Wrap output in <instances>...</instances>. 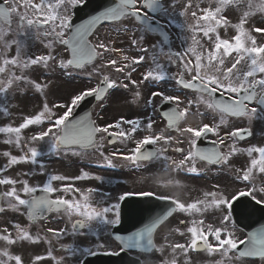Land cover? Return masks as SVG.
<instances>
[{"label":"flooded vegetation","instance_id":"flooded-vegetation-1","mask_svg":"<svg viewBox=\"0 0 264 264\" xmlns=\"http://www.w3.org/2000/svg\"><path fill=\"white\" fill-rule=\"evenodd\" d=\"M16 10L11 15L12 26L6 29L31 42L45 35L44 28H35ZM175 53L163 56L153 67L152 89L145 104H134L139 99L135 92L130 93V73H121L128 75L122 78L127 88L115 97V83L102 78L109 81L111 89L92 108L97 128L94 148H61L56 139L50 150L41 145L42 140L38 151L25 145L24 166L19 179L14 178L22 190L20 194L4 193L2 204L21 210L22 235L41 240L54 257L51 264H82L96 252L118 253L121 247L113 230L122 222L129 223L120 229L123 236H138L140 225L148 230L147 222L156 215L151 200L128 206L125 201L129 196L167 200V220L155 230L154 238L166 240V253L172 246L170 240L179 241L174 250L185 253L183 264L189 251L205 256L207 264L211 258L214 264H236V244L249 235L264 237V213L256 206L264 205V109L257 103L262 84L255 85L254 102L244 105L247 110L243 115L226 114L214 107L208 96L178 85L181 74L191 80L187 78L190 68ZM213 69L197 79L234 99L239 90L249 95L254 84L246 68L234 73ZM130 94L132 99H125V105L107 102ZM164 101L173 104H167V122L160 114ZM0 133L14 140L19 135L10 126L2 127ZM51 151L60 153L67 167L41 168L50 164L48 159L59 160L60 155ZM74 153L85 163H77ZM37 157L48 161L39 162ZM4 184L8 187L9 181ZM36 189H42V205L49 200L60 203L44 207L42 217L32 224L27 203ZM251 222L254 227L248 225ZM248 264H264V259H249Z\"/></svg>","mask_w":264,"mask_h":264},{"label":"rangeland","instance_id":"rangeland-1","mask_svg":"<svg viewBox=\"0 0 264 264\" xmlns=\"http://www.w3.org/2000/svg\"><path fill=\"white\" fill-rule=\"evenodd\" d=\"M77 1L80 0H8L12 7L23 11L29 18L47 22L51 28L48 29V33L59 32L63 37L67 35L65 27L71 18V7ZM166 3L168 10L161 16V20L163 23L166 21L164 24L171 34L172 43L176 45L175 49L181 55L182 52H186L184 56H188V60L193 57L190 50H194L193 55L198 57L197 60L204 70L209 66L206 61L209 55L203 54L206 50L204 43H232L234 32L236 36L240 33L245 34L243 40L246 43H250L252 35L256 37L258 43H264V0H166ZM191 5L197 9L196 12L192 10ZM170 10L174 12L171 13ZM194 13L197 14L195 17L200 18L201 26L195 22ZM229 26L234 30L231 36L230 32L224 34L227 28L223 27ZM17 41L19 42L16 44L6 43L7 41L0 43V83L3 84L0 85V128L6 129V126H10L12 132L19 133L15 140L17 146L3 141L2 139L6 138L0 133V178L9 181L6 188L9 194L13 193L12 191L20 194L22 190V186L18 181L15 182L14 178L19 179L20 170L24 166L21 158L25 153V145L29 150L41 145L50 150L68 113L85 94L98 87L103 77H108L115 83L113 91L115 97L121 89L127 88L123 84L125 80H122L127 74L121 73L135 72L129 79V86L132 87L130 93L135 92L139 99L134 103L136 106L145 104L151 88H145L144 81L140 82L133 78L147 77L148 74L145 73L148 71L152 75V58L164 56L162 49L158 50L157 46L150 49L147 44H142L146 50L141 52L140 43L152 45L160 42L157 38L144 34L133 21L129 20L103 27L94 35L93 41L99 50V60L93 66L79 71H72L69 68L66 50L46 38H39L33 43H29L30 41L22 43L19 39ZM221 54L226 56L225 53ZM144 55L146 58L140 64L138 59ZM119 56L123 59L118 58ZM248 58L253 62L250 64L253 67L252 72L255 71L256 74L261 72L262 75L264 45L252 51ZM25 62L30 65H26V69H21ZM192 62L196 66V62ZM229 70L232 71V68ZM21 73L25 74V79L21 81L23 86L15 80L9 83L11 77L14 75L20 77ZM5 81L8 88L4 85ZM132 94L107 102L125 105L127 103H124V100L132 99L134 95ZM40 140L41 145L38 144ZM54 154L60 155L59 160L48 161L43 157H37L39 162H50L40 167H67L65 158H62L60 153ZM73 159L79 164L84 162L78 153H74ZM20 215V212L5 209L4 215L0 216V254L8 253L9 264H50L51 259L44 255L40 241L37 240L35 243L25 240L24 235H21L23 220ZM170 242L172 246L167 248L166 253V241L162 236L158 237L159 249L154 254L156 258L154 264H164L166 254L167 264H183L185 253L174 250L179 246V241ZM194 254L190 251L186 253L189 264H197L198 258H201L198 264L204 261L202 257L205 256L199 257ZM147 264H150V261Z\"/></svg>","mask_w":264,"mask_h":264},{"label":"water","instance_id":"water-1","mask_svg":"<svg viewBox=\"0 0 264 264\" xmlns=\"http://www.w3.org/2000/svg\"><path fill=\"white\" fill-rule=\"evenodd\" d=\"M143 5L151 13L158 12V10L151 11V7L161 10V6H158L153 0H144ZM134 7V0H85L83 4L75 7L74 18L69 23L71 25L70 36L61 43L69 49V64L74 68H80L91 63L96 54L88 39L94 30L103 22L118 21L127 15H131L149 33L158 35L162 42L168 45L170 37L166 31L157 22L147 20L141 12L132 11L131 9ZM0 18L5 22L9 20L8 14L2 6H0ZM104 92L105 89L100 88L98 94L84 99L75 116L70 118L63 127L62 143L85 146L90 141L92 142L94 132L89 119V106L96 98L102 97ZM78 121H82V123L77 124Z\"/></svg>","mask_w":264,"mask_h":264}]
</instances>
